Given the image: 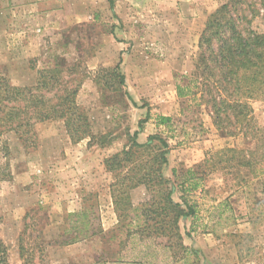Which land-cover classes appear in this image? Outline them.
I'll list each match as a JSON object with an SVG mask.
<instances>
[{"label": "rangeland", "instance_id": "obj_1", "mask_svg": "<svg viewBox=\"0 0 264 264\" xmlns=\"http://www.w3.org/2000/svg\"><path fill=\"white\" fill-rule=\"evenodd\" d=\"M229 1L114 0L111 8L108 0H0V85L34 87L40 71H63V86H80L79 112L104 140L75 143L63 121L37 124L27 143L15 132L0 136V240L11 264H264V175L222 154L262 157L264 148L218 130L197 86L189 96L177 93L195 73L208 18ZM243 2L241 25L264 34V0ZM61 93L46 96L55 101ZM250 106L263 130L264 100ZM159 116L172 121L159 126ZM142 122L139 143L159 134L170 146L165 176L177 186L176 202L188 172L201 180L188 196L198 215L181 223L198 262L153 246L136 260L132 247L146 245L128 240L117 218L111 187L118 177L105 162ZM147 195L144 186L130 192L135 206Z\"/></svg>", "mask_w": 264, "mask_h": 264}, {"label": "trees", "instance_id": "obj_2", "mask_svg": "<svg viewBox=\"0 0 264 264\" xmlns=\"http://www.w3.org/2000/svg\"><path fill=\"white\" fill-rule=\"evenodd\" d=\"M108 1L114 8V0ZM243 3V0H230L208 18L199 41L201 55L195 73L187 84L177 85V93L181 98L189 96L192 88L197 86L201 91L200 99L209 107L218 130L229 137L241 134L251 143L259 140V148L263 150L264 129L261 130L252 118L250 102L264 100V34L241 25L238 9ZM246 21L247 25L251 23V20ZM62 74L63 71L56 69L42 70L36 85L29 88L14 87L2 81L0 136L15 132L27 143L29 139L25 136L33 134L37 124L63 121L73 142L89 138L90 146L95 145L94 141L102 145L104 140H98V136L90 130L88 120L79 112L77 96L80 86H63ZM114 76L119 85L124 86L125 77L119 73L118 67L114 70ZM58 88L62 93L56 100L47 99V93ZM171 121L170 117H158L159 126ZM143 123L139 124V130L129 136L127 146L105 162L107 170L118 177L111 187L117 218L124 223L128 240L135 239L146 245L139 252L136 245L132 247L136 260L145 259L147 251L153 246L163 248L164 252H172L173 259L182 256L184 262L186 257L194 256L198 262V252L184 244L181 223L198 215L196 204L188 196L199 189L201 180L196 177L195 171L188 172L181 186L183 195L180 202H176L177 186L165 176L170 146L159 134L149 136L145 143H139ZM222 154L227 156V160L236 158L239 166L251 168L258 176L264 175V155L259 156L257 150L229 149ZM255 156L258 166L252 165ZM125 170L127 174L122 178ZM173 175L176 177L177 172L173 171ZM5 180L6 175L0 169V184ZM186 184L189 185L186 187ZM139 186H144L148 195L143 203L135 206L130 192ZM87 227L88 224L84 222V230ZM0 264H11L9 248L2 240Z\"/></svg>", "mask_w": 264, "mask_h": 264}]
</instances>
